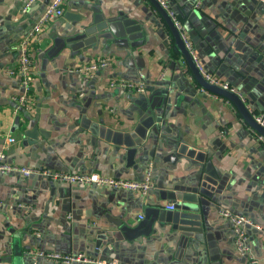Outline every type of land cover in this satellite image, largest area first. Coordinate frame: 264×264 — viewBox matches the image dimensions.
Instances as JSON below:
<instances>
[{
  "label": "crops",
  "instance_id": "obj_1",
  "mask_svg": "<svg viewBox=\"0 0 264 264\" xmlns=\"http://www.w3.org/2000/svg\"><path fill=\"white\" fill-rule=\"evenodd\" d=\"M25 1L0 0V150L7 161L132 180L151 168L154 186L140 195L0 174V264H61L32 262V249L130 264H247L220 208L263 227L249 235L264 264L262 134L231 100L201 85L152 0H65L64 14L30 47L31 110L17 108L25 87L10 72L18 66V43L50 0L24 13ZM165 1L201 68L236 88L253 115L263 114L264 3ZM94 9L135 21L142 32L137 45L94 41L49 56L86 21L65 13L90 19ZM105 56L111 64L91 79L72 71ZM113 79L144 80L146 90L111 87ZM34 129L36 137L27 134ZM171 202L174 210L166 207Z\"/></svg>",
  "mask_w": 264,
  "mask_h": 264
},
{
  "label": "built area",
  "instance_id": "obj_2",
  "mask_svg": "<svg viewBox=\"0 0 264 264\" xmlns=\"http://www.w3.org/2000/svg\"><path fill=\"white\" fill-rule=\"evenodd\" d=\"M39 0H26L22 12H27L33 4ZM164 7L167 8L165 0H158ZM264 3V0H259ZM64 2L65 0H50L43 11L40 13L37 21L33 25L31 31L24 36L18 43V66L17 69L11 71L10 73L19 74L23 79V84L25 90L23 94H20L17 97V108L24 110H31L33 108V103L31 96L29 95L30 83L32 80V57L30 52V47L32 42L37 38V36L42 32L43 27L52 20L62 16L64 14ZM175 20V18H173ZM178 28L179 25L175 21ZM187 48L191 51L193 58L197 62L195 55L193 54L189 43L183 37ZM112 58L109 56L100 57L97 60H94L89 63H84L76 66L72 71L82 74L86 79H91L94 77L96 72L108 67L111 64ZM199 70L204 75L205 79L217 86H220L224 89L230 90L232 92L239 93L236 88L232 87L226 81L220 80L217 77L205 72L200 64L197 62ZM163 76L160 77L162 79ZM111 87H118L121 90H128L137 93H143L146 90V84L144 80L133 81L126 79L111 80ZM255 120L264 126V113L263 114H254ZM260 140H264L263 135H259ZM6 173H16L19 174L22 178H28L33 175H37L49 180H53L59 183H69L77 185H95L115 190H127L136 194L145 195L148 191L154 186L152 177H151V168L148 169L146 175L142 179L132 180L126 178L118 177H108L101 174L90 172V173H76V172H65L56 169L50 168H39V167H30V166H18L11 164L7 161V155L3 150H0V174ZM1 204V202H0ZM166 207L170 210H174L176 205L174 202L168 203ZM220 215L224 218H227L231 221L235 233V246L237 251L246 256L248 263L247 264H259V258L257 255L251 251L250 247V235L249 230L255 229L258 231H263V227L254 222L248 216L238 213L236 211L220 208ZM28 256L32 262L36 263L39 259H45L54 263L61 264H130L123 263L118 260H112L110 262L103 261L99 258L87 256L84 253L79 254H69V253H60V252H48L40 249L29 250Z\"/></svg>",
  "mask_w": 264,
  "mask_h": 264
},
{
  "label": "water",
  "instance_id": "obj_3",
  "mask_svg": "<svg viewBox=\"0 0 264 264\" xmlns=\"http://www.w3.org/2000/svg\"><path fill=\"white\" fill-rule=\"evenodd\" d=\"M152 2L158 8V10L161 12V14L171 27L173 34L177 40L179 49L184 54L188 64L190 65L193 73L195 74L201 85L210 92L231 100L237 106L244 119L253 127V129L264 136V126H262L255 120L253 113L248 109L239 93L224 89L220 86L208 82L205 79L204 75L199 70L197 62L193 58L191 51L187 48L185 41L181 35L180 29L175 23L170 12L165 7H163V5L158 0H152ZM94 10L95 13L90 19H87V17H83L80 15L72 16L70 12L65 13L66 18L71 20L75 18L74 20L77 23L82 21L83 18H85L84 20L86 21L84 24H79L78 28L80 32H78L77 35L64 39L61 45H57L49 56H57L64 48L75 47L76 49H81L83 47H88V44L93 43L94 41H102L105 43L113 42L114 44L126 46L128 48L135 47L137 45L135 41H137L138 37L141 36L142 32H140V28L139 26H137L135 21H131L125 17L107 19L102 16L100 10ZM89 37H92V40H88ZM80 41L84 42L81 47H79L78 44L76 45V43ZM27 134H31L32 136L35 135L36 137L35 129L33 130V132H27ZM178 216V213L175 214V222L179 221ZM18 255H20V253H18Z\"/></svg>",
  "mask_w": 264,
  "mask_h": 264
}]
</instances>
